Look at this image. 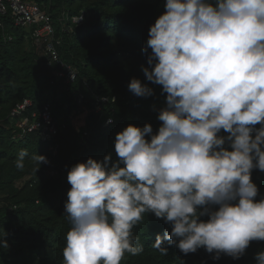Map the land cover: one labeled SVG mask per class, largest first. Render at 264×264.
<instances>
[{"label": "clouds", "instance_id": "9594fccd", "mask_svg": "<svg viewBox=\"0 0 264 264\" xmlns=\"http://www.w3.org/2000/svg\"><path fill=\"white\" fill-rule=\"evenodd\" d=\"M164 7L141 66L167 93L162 124L156 134L149 123L129 124L116 134L115 162L108 153L70 168L64 264H120L125 252L138 255L132 229L147 212L172 223L152 245L162 254L167 240L184 254L203 246L213 259L235 260L264 240V197L254 199L252 180L253 169L264 171V0H166ZM128 87L137 97L153 95L138 78ZM26 156L19 151L18 169ZM37 162L49 163L43 155ZM255 260L264 264V251Z\"/></svg>", "mask_w": 264, "mask_h": 264}, {"label": "trees", "instance_id": "16d2710c", "mask_svg": "<svg viewBox=\"0 0 264 264\" xmlns=\"http://www.w3.org/2000/svg\"><path fill=\"white\" fill-rule=\"evenodd\" d=\"M50 15L58 43V62H49L38 48L31 30L13 25L7 16L0 26V264H64L63 248L71 221L64 204L70 184L68 171L88 157L103 160L111 153L115 162L116 134L129 124L152 125L158 132L159 110L166 104L162 86L146 80L142 51L149 28L165 11L166 0H25ZM81 18L80 22H74ZM149 53L151 49L148 50ZM69 68L66 81L55 73ZM132 78L153 89L137 97L129 90ZM114 97V101L111 98ZM106 98V101H102ZM24 99L30 104L19 115L12 110ZM48 105L57 134L45 140L39 130L27 131L20 121ZM111 119L109 125H105ZM77 120H81L79 124ZM259 128L260 125H256ZM218 135H227L221 130ZM146 140L151 135H146ZM27 150L24 167H16L19 151ZM39 155L49 163L38 164ZM120 166H123L121 164ZM39 167V168H38ZM38 168V169H37ZM259 201L264 197V171L252 170ZM23 181L22 185L17 182ZM218 207V206H215ZM207 215L198 220L207 221ZM172 223L147 212L132 229L133 243L143 251L125 252L120 264H256L264 240L251 241L239 259L205 247L184 254L167 240V253L155 249L157 235L171 231Z\"/></svg>", "mask_w": 264, "mask_h": 264}, {"label": "built area", "instance_id": "2783aa9c", "mask_svg": "<svg viewBox=\"0 0 264 264\" xmlns=\"http://www.w3.org/2000/svg\"><path fill=\"white\" fill-rule=\"evenodd\" d=\"M7 16L13 25L24 27L31 30V37L38 48H42L49 62H58V52L54 38V27L49 14L44 12L36 3L25 0H0V26H2V17ZM81 18H75L74 22H80ZM57 77H63L66 81L74 78V71L66 68L64 71L55 73ZM102 98V101H106ZM114 101V97L111 98ZM30 104V101L24 99L13 110L12 115H19ZM111 119H107L105 125H109ZM19 126L27 131L39 130L45 140H51L57 134V128L54 125L51 111L48 105H43L39 111L32 112L30 117L23 118Z\"/></svg>", "mask_w": 264, "mask_h": 264}, {"label": "rangeland", "instance_id": "374dc122", "mask_svg": "<svg viewBox=\"0 0 264 264\" xmlns=\"http://www.w3.org/2000/svg\"><path fill=\"white\" fill-rule=\"evenodd\" d=\"M81 120H77L76 123L79 124ZM23 181L17 182L18 185H22Z\"/></svg>", "mask_w": 264, "mask_h": 264}]
</instances>
